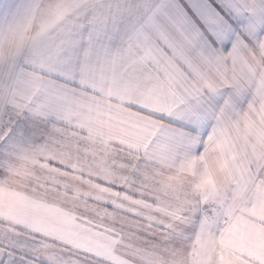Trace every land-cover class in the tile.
<instances>
[{
	"label": "snow or ice",
	"instance_id": "6c2138e0",
	"mask_svg": "<svg viewBox=\"0 0 264 264\" xmlns=\"http://www.w3.org/2000/svg\"><path fill=\"white\" fill-rule=\"evenodd\" d=\"M80 7L90 14L89 48L78 67L70 66L72 57L61 54L78 46V41H62L56 49L59 67L50 73L58 79L47 83L16 72V37L30 26L34 5H9L0 12V69L12 81L10 86L0 81V122L7 121L0 123V136L2 144L12 150L17 148L14 138L23 123L21 117L39 114L63 122L73 116L80 118L87 106L90 112L81 122L90 123L91 110L107 109L102 103H85L82 97L102 93L106 99L117 98L131 107L140 105V110L150 115L166 114L175 123L197 130L193 135L184 127L145 129L144 137H157L156 149L161 154L172 158L182 154L188 159L191 148L201 139L205 96L199 88H192L177 111L164 98L163 90L193 81L206 87L210 96L218 97L222 113L234 110V98L245 89L236 74H230L228 61L246 66L253 74L248 58L264 61V0H83ZM44 31L42 27L41 33ZM117 36L115 50L103 47L94 51L93 46L103 39ZM122 62H126L127 78L118 71ZM218 80L223 81V88ZM73 85L78 92L72 90ZM138 94L143 95V101L133 102ZM230 128L264 159V79L248 102L243 124H218L208 136L209 146H219L221 140L229 142ZM250 215L264 219V200ZM237 249L254 257L256 264H264V226L257 227L244 216L235 217L218 244L208 238L197 241L193 264H235ZM27 259L23 246L0 245V264Z\"/></svg>",
	"mask_w": 264,
	"mask_h": 264
},
{
	"label": "clouds",
	"instance_id": "9594fccd",
	"mask_svg": "<svg viewBox=\"0 0 264 264\" xmlns=\"http://www.w3.org/2000/svg\"><path fill=\"white\" fill-rule=\"evenodd\" d=\"M82 2L24 0L26 6L34 5V8L30 26L16 37L18 50L14 60L17 73L45 83L58 79L50 73L52 68L59 67L57 46L67 39L78 41V46L66 48L61 55L72 57L70 66H79L89 48L90 28V14L84 13L80 7ZM42 27L45 29L43 33ZM38 33L41 34L38 36ZM118 44L117 36L112 40L103 39L93 49L100 48L102 51L103 47H108L115 50ZM125 63L122 62L118 71L127 78L129 73L124 70ZM248 63L254 67V74L246 66L239 63L233 65L231 60L228 61L230 74L235 73L245 89L243 95L234 98V110L222 113L218 97L210 96L206 87L193 81L179 82L172 90H163L164 98L177 111L183 108L181 100L192 88H199L205 96L203 124L199 130L201 139L191 148V156L199 158L203 154L207 157L210 178L203 166L193 177L179 166L180 155L172 158L161 154L156 149L157 137L146 135L140 148L132 147L133 136L140 129H155L158 125L184 127L196 135L197 130L191 126L177 124L166 114L150 115L141 111L140 105L131 107L129 103L121 104L117 98L106 99L102 93H89L82 97L85 103H102L107 111L119 116L114 125L118 139L113 140L109 147L127 165L121 170L122 174L131 175L149 186L142 199L153 206L175 210V215L149 210L154 223L139 229L138 239L128 236L124 228L100 237L107 241L113 252L123 257L125 264H193L192 254L197 241L208 238L218 244L235 217L244 216L264 226V219L250 215L251 209L258 208L264 200V159L257 157L235 128L229 129V142L221 140L219 146L216 143L209 146L208 141L212 129L218 124L235 121L243 124L244 115L248 113V102L252 100L259 81L264 79V61L249 57ZM0 81L4 86L12 83L4 69H0ZM217 82L224 87L223 81ZM72 90L79 91L76 85ZM135 101H143V95L138 94ZM259 104L258 99L257 108ZM252 116L259 119L255 113ZM45 132L51 134V129H45ZM7 159L8 163L0 170V185L30 198L57 195L58 186L53 184L56 178L53 163H40L38 154L26 159L16 156ZM168 178L172 179L175 191L162 193L161 181ZM143 211L141 209V214ZM0 225L3 226L0 227V245L23 246V254L28 257L27 260L17 261V264H110L101 254L103 248L94 245L76 247L59 242H54L58 250L53 261L51 249L39 240L26 242L20 235L29 231L26 225L7 214L0 215ZM234 257L235 264H256L254 257L245 251L237 249Z\"/></svg>",
	"mask_w": 264,
	"mask_h": 264
},
{
	"label": "crops",
	"instance_id": "0c3cea01",
	"mask_svg": "<svg viewBox=\"0 0 264 264\" xmlns=\"http://www.w3.org/2000/svg\"><path fill=\"white\" fill-rule=\"evenodd\" d=\"M9 1L0 0V12L7 9L9 5L5 3ZM17 4L25 5L24 0L19 3L14 0V5ZM89 112L84 106L80 118L73 116L63 122L39 114L21 117L23 123L14 138L15 150L2 144L3 136H0V170L8 163L7 158L26 159L38 154L40 163L54 164L56 178L53 184L58 186L55 196L30 198L0 185V215L7 214L26 225L29 231L20 235L26 242L39 240L51 249L53 261L58 250L54 242H59L76 247L94 245L104 249L101 254L110 264H125L123 257L113 252L107 241L100 237L124 228L128 236L138 239V230L154 223L149 210L167 215H175V210L153 206L142 199L149 186L121 173L127 165L109 147L118 139L114 125L119 116L107 110L97 112L93 109L91 122L82 123ZM45 129H51V134ZM20 131L23 136L19 135ZM144 133L145 129H140L134 134L133 148L141 147ZM180 156L182 170L195 177L203 166L210 178L206 156L202 154L199 158L191 156L188 159ZM160 190L162 193L174 192L172 179L161 181Z\"/></svg>",
	"mask_w": 264,
	"mask_h": 264
},
{
	"label": "rangeland",
	"instance_id": "374dc122",
	"mask_svg": "<svg viewBox=\"0 0 264 264\" xmlns=\"http://www.w3.org/2000/svg\"><path fill=\"white\" fill-rule=\"evenodd\" d=\"M16 1H18V3H19V0H16ZM10 3H5L6 5H14V0H10L9 1ZM30 117V116H29Z\"/></svg>",
	"mask_w": 264,
	"mask_h": 264
}]
</instances>
